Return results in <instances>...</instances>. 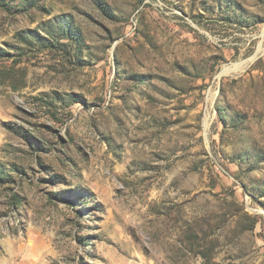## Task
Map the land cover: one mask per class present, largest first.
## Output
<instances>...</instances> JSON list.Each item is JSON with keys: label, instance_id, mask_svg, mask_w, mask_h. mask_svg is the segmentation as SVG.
I'll return each instance as SVG.
<instances>
[{"label": "rangeland", "instance_id": "1", "mask_svg": "<svg viewBox=\"0 0 264 264\" xmlns=\"http://www.w3.org/2000/svg\"><path fill=\"white\" fill-rule=\"evenodd\" d=\"M0 264H264V0H0Z\"/></svg>", "mask_w": 264, "mask_h": 264}]
</instances>
